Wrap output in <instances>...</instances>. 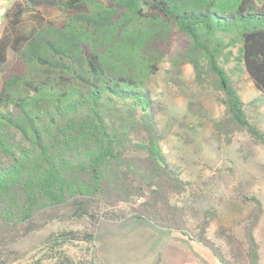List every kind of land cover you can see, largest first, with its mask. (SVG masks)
Masks as SVG:
<instances>
[{
  "label": "trees",
  "instance_id": "16d2710c",
  "mask_svg": "<svg viewBox=\"0 0 264 264\" xmlns=\"http://www.w3.org/2000/svg\"><path fill=\"white\" fill-rule=\"evenodd\" d=\"M57 3L61 18L6 37L16 57L4 71L0 42V264H15L25 253L19 244L54 223L60 228L31 264H78L65 244L93 246L100 220L126 217L181 231L222 264H261L257 196L245 198L241 236L217 229L227 249L208 236L211 218L191 224L183 198L190 181L163 147L152 78L178 41L181 59L225 106L217 130L245 131L264 145L249 113L255 101L243 98L237 76L264 96V0ZM27 9L14 0L5 15ZM94 249L90 262L101 264Z\"/></svg>",
  "mask_w": 264,
  "mask_h": 264
},
{
  "label": "rangeland",
  "instance_id": "374dc122",
  "mask_svg": "<svg viewBox=\"0 0 264 264\" xmlns=\"http://www.w3.org/2000/svg\"><path fill=\"white\" fill-rule=\"evenodd\" d=\"M13 1L8 0L0 13V38L4 42L12 36L14 28L29 33L44 19L62 16L57 0H22L27 11L18 18L7 17L5 10ZM181 48L177 41L152 78L159 101L157 117L166 133L163 147L169 160L190 181L183 198L188 204L191 224L197 226L206 217L211 218L208 236L227 249L224 240L218 238L217 229L223 225L241 236L239 219L248 211L245 198L257 196L264 206V145L245 131L225 135L217 130L216 122L223 117L225 106L217 100L209 82L198 80L193 65L181 59ZM15 57V51L9 47L3 71ZM174 59L179 61L174 63ZM237 63L235 57L228 61L231 67ZM237 76L243 98L255 101L249 109L251 119L264 130V96L245 73L240 71ZM149 223V220L134 218L113 224L102 219L94 247L87 242H75L65 244L62 249L78 264H92L94 248L101 264H152L164 236L158 235L159 230ZM59 228L60 224H51L20 243L25 253L15 264H31L42 256L47 235ZM255 234L261 244V264H264V213Z\"/></svg>",
  "mask_w": 264,
  "mask_h": 264
},
{
  "label": "crops",
  "instance_id": "0c3cea01",
  "mask_svg": "<svg viewBox=\"0 0 264 264\" xmlns=\"http://www.w3.org/2000/svg\"><path fill=\"white\" fill-rule=\"evenodd\" d=\"M7 3L8 0H0V13H3ZM2 45H4L7 53L9 48L7 41L6 43L3 42ZM133 219L134 217H126L107 221L113 224H123ZM149 222L150 226H154L156 230H159L157 231L158 235L164 236L163 245L156 251L152 264H222L214 253L202 243L190 239L181 231L163 228L151 221Z\"/></svg>",
  "mask_w": 264,
  "mask_h": 264
}]
</instances>
